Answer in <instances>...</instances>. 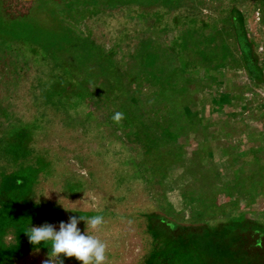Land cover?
<instances>
[{"label":"rangeland","instance_id":"rangeland-1","mask_svg":"<svg viewBox=\"0 0 264 264\" xmlns=\"http://www.w3.org/2000/svg\"><path fill=\"white\" fill-rule=\"evenodd\" d=\"M73 215L104 264H264V0H0V264Z\"/></svg>","mask_w":264,"mask_h":264},{"label":"clouds","instance_id":"clouds-1","mask_svg":"<svg viewBox=\"0 0 264 264\" xmlns=\"http://www.w3.org/2000/svg\"><path fill=\"white\" fill-rule=\"evenodd\" d=\"M112 119L119 123L124 119L122 112H116ZM83 221L89 231L98 229L103 223L102 216L84 218L70 216L67 223L59 222L57 226L45 222L27 230L28 241L34 247L50 242V250L43 264H63V259L75 258L78 264H104L107 245L94 235L81 233L78 224Z\"/></svg>","mask_w":264,"mask_h":264}]
</instances>
